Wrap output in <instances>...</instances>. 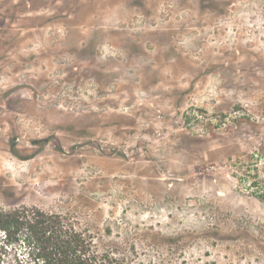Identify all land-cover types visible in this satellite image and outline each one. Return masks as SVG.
<instances>
[{
  "label": "rangeland",
  "instance_id": "374dc122",
  "mask_svg": "<svg viewBox=\"0 0 264 264\" xmlns=\"http://www.w3.org/2000/svg\"><path fill=\"white\" fill-rule=\"evenodd\" d=\"M10 203L143 264H264V0H0Z\"/></svg>",
  "mask_w": 264,
  "mask_h": 264
},
{
  "label": "trees",
  "instance_id": "16d2710c",
  "mask_svg": "<svg viewBox=\"0 0 264 264\" xmlns=\"http://www.w3.org/2000/svg\"><path fill=\"white\" fill-rule=\"evenodd\" d=\"M0 264L143 263L110 247H98L90 231L66 214L10 203L0 205Z\"/></svg>",
  "mask_w": 264,
  "mask_h": 264
}]
</instances>
